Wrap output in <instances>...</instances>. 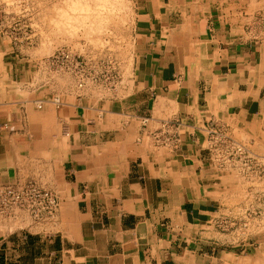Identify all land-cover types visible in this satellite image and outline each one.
<instances>
[{"label": "crops", "instance_id": "obj_1", "mask_svg": "<svg viewBox=\"0 0 264 264\" xmlns=\"http://www.w3.org/2000/svg\"><path fill=\"white\" fill-rule=\"evenodd\" d=\"M133 10L126 85L100 96L0 40V189L33 182L59 204L39 225L0 215V264L240 263L218 226L239 220L235 188L208 143L264 147V0Z\"/></svg>", "mask_w": 264, "mask_h": 264}, {"label": "rangeland", "instance_id": "obj_2", "mask_svg": "<svg viewBox=\"0 0 264 264\" xmlns=\"http://www.w3.org/2000/svg\"><path fill=\"white\" fill-rule=\"evenodd\" d=\"M102 1L0 0V40L13 54L32 57L43 72H52L58 88L70 82L72 88L85 86L99 96L121 90L129 73L133 0ZM86 12L91 13L90 19ZM95 14L99 19L104 17L99 20ZM80 18H86L85 22ZM237 143L260 156V160L252 174L244 173L239 162L223 167L235 188L231 194L233 215L239 220L231 222L232 226L223 220L218 226L228 234V244H244L239 264H264V147ZM15 254L8 252L9 264H15Z\"/></svg>", "mask_w": 264, "mask_h": 264}, {"label": "built area", "instance_id": "obj_3", "mask_svg": "<svg viewBox=\"0 0 264 264\" xmlns=\"http://www.w3.org/2000/svg\"><path fill=\"white\" fill-rule=\"evenodd\" d=\"M162 129L163 132L154 139L156 143L166 145L168 138L160 137L162 134L166 135V127L163 126ZM208 146L212 160L218 168L239 162L242 171L246 174H252L257 170L260 156L237 143L224 131H212L209 134ZM58 208L55 194L39 188L33 182H26L19 187L10 186L0 189V215L12 216L14 212L19 211L26 213L32 222L37 224L52 220Z\"/></svg>", "mask_w": 264, "mask_h": 264}, {"label": "bare ground", "instance_id": "obj_4", "mask_svg": "<svg viewBox=\"0 0 264 264\" xmlns=\"http://www.w3.org/2000/svg\"><path fill=\"white\" fill-rule=\"evenodd\" d=\"M100 1H101V0H99L98 3H100ZM103 1H105V0H103ZM103 1H102V2H103ZM106 2H108V1H106ZM109 2H111V1H109ZM104 4H106V3H104ZM104 4H103V5H104ZM99 5H100V4H99ZM109 6H110V5H109ZM112 6H113V5H112ZM106 7H107V6H106ZM86 8H87V6H86ZM107 8H108V7H107ZM72 10H73V9H72ZM86 10H87V9H86ZM110 10H111V9H110ZM73 12H74V11H73ZM83 12H84V11H83ZM86 13H87V12H86ZM89 13H90V12H89ZM89 13H87V14H89ZM97 13H98V12H97ZM101 13H102V12H101ZM75 14H76V13H75ZM77 14H78V13H77ZM82 14H83V13H82ZM84 14H85V12H84ZM93 14H94V13H93ZM78 15H79V14H78ZM90 15H91V13H90L89 16H88V17H89L88 19H90V17H91ZM95 15H96V14H95ZM96 16H97V15H96ZM101 16H102V15H101ZM106 16H109V15L106 14ZM76 17H78V16H76ZM93 17H94V16H93ZM97 17H98V16H97ZM97 17H96V18H97ZM103 17H104V15H103ZM103 17H102V18H103ZM94 18H95V17H94ZM102 18L99 19V17H98L99 20H102ZM76 19H77V18H76ZM81 19H83V18H80V20H81ZM84 19H86V18H84ZM84 19H83V20H84ZM83 20H81V21H83ZM94 20H97V19H94ZM94 20H93V21H94ZM88 21H89V20H88ZM88 21H87V22H88ZM90 21H92V20H90ZM83 22H85V20H84ZM94 22H96V21H94ZM88 23H89V22H88Z\"/></svg>", "mask_w": 264, "mask_h": 264}]
</instances>
